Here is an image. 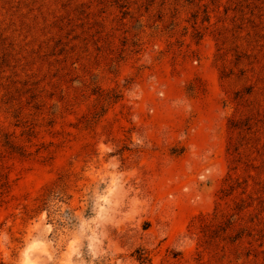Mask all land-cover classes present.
<instances>
[{
  "label": "rangeland",
  "instance_id": "obj_1",
  "mask_svg": "<svg viewBox=\"0 0 264 264\" xmlns=\"http://www.w3.org/2000/svg\"><path fill=\"white\" fill-rule=\"evenodd\" d=\"M0 164V264H264V0H0Z\"/></svg>",
  "mask_w": 264,
  "mask_h": 264
},
{
  "label": "trees",
  "instance_id": "obj_2",
  "mask_svg": "<svg viewBox=\"0 0 264 264\" xmlns=\"http://www.w3.org/2000/svg\"><path fill=\"white\" fill-rule=\"evenodd\" d=\"M117 97L119 96L118 94L116 95ZM98 115V113H97ZM3 145L6 146L9 150L11 151H15L17 153H19L20 155L24 156L26 154V150L19 144L13 142L10 138H8V136L4 137L3 140ZM61 183L56 184V187L54 190H52V193L47 194L48 197H46L43 201V204L41 206V208H48L51 203H50V198H60L62 197L61 194L63 193V189L59 188V186H62V182L64 181V179H62V176L59 177ZM9 188V178H8V171L5 170V167L3 165L0 164V196L8 191ZM235 186L233 184L230 185V187L227 189V194L231 193L234 190ZM243 205L242 204H238L237 208H242ZM234 215V214H233ZM232 215V217H230L229 219V223L232 222L234 216ZM232 218V220H231ZM239 233H237L236 238L239 237ZM138 259L140 260L141 263H146L149 261V258L147 255H145L144 252H138Z\"/></svg>",
  "mask_w": 264,
  "mask_h": 264
}]
</instances>
